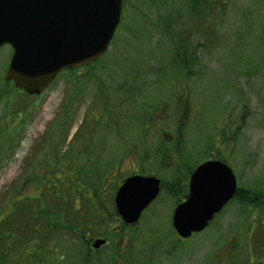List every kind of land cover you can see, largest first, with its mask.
Listing matches in <instances>:
<instances>
[{"label": "rangeland", "instance_id": "1", "mask_svg": "<svg viewBox=\"0 0 264 264\" xmlns=\"http://www.w3.org/2000/svg\"><path fill=\"white\" fill-rule=\"evenodd\" d=\"M132 2L133 0H126L127 6H131ZM131 9H125L123 22L109 49L118 52L113 55L116 56L114 58L118 59L117 56L124 53L131 62L136 61L132 58H136L137 54L138 57L147 56L143 64L147 66L146 69H150L149 72L154 73L153 70L158 69L164 62L163 57L170 56V43L154 37L151 32L146 34L140 30L143 24L141 16L149 12L148 8L141 5L138 8L139 12L136 13ZM263 16L264 0H229L225 13L216 18L214 23V20L204 22L205 25L213 23L217 31L213 32L214 37L210 42L211 40L214 42L206 46L207 50L200 48L198 55L196 52L195 58H199L200 63L196 66L195 73L194 68L192 69L193 75L187 81L184 90L188 93L189 103L185 105L180 96L181 91L175 87L171 78L169 86L174 88L175 95L171 99L169 108L162 109L160 114H154L155 122L149 125L145 150L142 149V130L137 128L138 124L135 123L139 120L125 115L120 121L115 109L106 108L107 113H110L107 115L109 134L105 137L107 140L96 148V151L105 154L101 169H105V165L108 164L107 175L110 177L114 175L103 182V185L107 182L109 185L96 190L95 202L92 204L85 199L89 197L87 181L90 172L95 168L94 163L81 166L80 170L74 171L75 173H68L62 181L57 179L59 177H53L50 185L47 180L43 185L37 184L38 180L34 177L32 167H36L39 160L54 165L51 152L48 151L50 133L59 125L60 118L65 116L63 113L74 111V116L68 119L66 131L62 132V137L53 150L59 151L63 161H68L69 154L73 151L85 153L87 141L84 137H88V134H91V139L95 137L93 142L97 144L100 133L96 130L101 124L97 114L98 104H95V101L99 102L103 93L99 92L94 82L86 81L84 78H81V83L78 82L73 88L72 76L62 71L41 94L27 96L13 87L11 81H4L11 47L9 45L1 47L0 212L2 214L0 219L9 216L10 221L7 220L9 222L7 224L0 222V230L23 228L24 233L32 238L31 242L35 246L42 242L37 239L38 235L33 233L38 232L37 230L42 231L40 228L43 229L44 226H41V222L46 226L48 223H55L58 227H62L60 234H66V240H62L59 234L60 239L54 245V247L58 245V252L56 254L48 252V245L46 246L45 255L48 258L65 254V258L57 260L56 264H75V260L76 264H79V255L84 248V243L80 239L83 235L93 240L107 237L110 242L111 235L121 233L122 235L116 237L113 245H109L111 249L120 252L119 250H124L127 240L134 244L132 238H126L125 235L134 229L136 231L145 229L142 237L138 236L139 243L136 242V247L131 245L142 256L147 255V252L154 253L152 262L148 264H264V206L255 214L249 215L247 209L231 201L213 221L212 227L206 229L205 234L192 235L186 243L168 254L174 245L173 241L171 240L170 243L169 240H163L162 244H159V241L162 234L167 232L168 221L174 208L169 196L161 193L146 212V218L143 216L131 231L129 229L121 231L124 223L116 214L114 215L113 203L116 179L128 174L127 169L134 167L137 174H155L159 178L167 175L166 171L160 172L158 169L165 170L167 165L172 166L173 163H165L159 167L157 160L153 159V149L169 148L174 138H180L186 146L184 158H187L188 165L200 164L212 154L213 157L218 154L230 163L232 130L236 126H243L240 135L241 151H238L240 156L231 158L234 164L232 170L236 171L240 180L239 182L237 177V185L255 187L264 193V76L247 77L246 75L248 60L258 61L257 59L264 56L260 48L255 45L254 36L258 34V28L254 26V33L249 29L252 28L251 18L259 21ZM197 41L203 40H198L197 37L190 38L189 47L193 48ZM109 60L112 65L113 59L109 58ZM130 60L125 61L124 68H127L126 63ZM118 63L121 64L120 59L116 60L113 66ZM114 71L113 68L111 75ZM79 72L84 73L85 68H81ZM250 72L253 73L251 70ZM118 79L117 77L114 81ZM149 80L154 81L155 76L152 74L146 76V81ZM129 82L130 79L123 77L120 84ZM108 94L112 93L109 91ZM241 101L248 102L252 114L250 119L241 120V109L237 110V105L239 107L242 105L239 103ZM138 118L141 119V114H138ZM125 124L128 125L127 128ZM59 134L60 131L55 133L56 136ZM136 149L138 153L135 152ZM160 152L166 154V151ZM118 157L121 158V162H116ZM118 170L120 174L117 173ZM35 181L36 184H32ZM23 182H25L24 187ZM39 187H43L40 196L46 207L38 200ZM20 193L36 196L37 199H21L16 204L9 203ZM98 200L99 203L96 202ZM63 205L67 206L68 214L60 221V216H64L66 209L62 207ZM102 220L109 227H102ZM64 223L67 225H63ZM107 230L111 232L104 236ZM47 233L50 236L53 232L47 230ZM51 237L54 241V237L57 236L51 235ZM22 238L21 229L16 233L13 244L7 241L0 243V246L4 251L15 252L21 248ZM70 240H76L77 243L71 245ZM41 246L43 250L44 243ZM172 248L174 249V246ZM10 260L12 261L10 264H32L20 257L17 260ZM114 264H122L120 258Z\"/></svg>", "mask_w": 264, "mask_h": 264}, {"label": "trees", "instance_id": "2", "mask_svg": "<svg viewBox=\"0 0 264 264\" xmlns=\"http://www.w3.org/2000/svg\"><path fill=\"white\" fill-rule=\"evenodd\" d=\"M228 2L229 0H133L131 6H127L126 0H124L123 14L120 25L123 22L124 11L126 8H132L133 10H131L136 13L139 12L138 8H140L141 5H144L149 9V12L144 13L143 16H141L143 24L140 27V30H143V32L146 34L151 32L154 37H159L162 40L167 41V43H170V56L163 57L165 58L164 62L158 69L155 68V71L153 70L154 73H151L149 72L150 69H146L147 66L145 67L143 64V61L145 60V57L147 59V56L138 57L139 54H137L136 58H132L136 61L131 62L128 57H125L124 53H120L117 56L118 59L114 58L116 56L113 55L117 54L118 52L108 49L102 57L93 62L78 68L65 70V72L72 76V80L70 79L73 82L72 87L74 88L78 82L81 83L80 79L84 78L86 81L90 80L94 82L99 92L103 93V95L100 96V101H95V104H98L97 114L99 116L98 119L101 126L102 123H105V121L109 126L107 115H110V113H107L106 108L115 109L118 112V119L120 121L125 115L131 119H138L139 121H135V123L138 124L136 127L142 130V149L145 150L147 144L146 136L148 134L149 125L155 122L153 117L154 114H160L162 109L167 107L169 108L171 105V99L175 95L174 88L169 86L171 78L174 80L175 87L181 91L180 96L184 100L185 105L187 106V103H189V96L187 95L188 93H185L184 90L186 88L187 81L191 75H193V71L195 73V68L196 66H199L200 63L199 58H195L196 52L198 55V50L200 48L202 50H207L206 46H209L208 44L214 42L213 40L210 42V39L214 37L213 32L217 31V27L213 23L216 21V18L225 13ZM245 11L247 10L245 9ZM205 21H213V23H207L205 25ZM250 25L252 28L250 27L249 29L252 30L253 33V27L255 26L258 28V34H255L256 36H254V38H256L255 45L258 49L260 48L261 53L264 55V16L261 17L259 21L251 18ZM135 35L136 34L134 33V36ZM192 37H197L198 40L200 39L203 41H197V43L195 42L196 45L193 48H190L189 42L190 38ZM115 38L116 37H114V40ZM109 58L113 59L112 65ZM119 59L121 64L118 63V65L113 66L115 61ZM127 60L130 61L126 63L127 68H124L123 66ZM257 60L258 61L248 60V71L246 74L247 77H253L256 75L264 76V56ZM112 67L115 69V71L111 75V72L113 71ZM81 68H85L84 73L79 72ZM193 68L194 70L192 71ZM235 69H237L236 66ZM250 70L253 71V73H251ZM150 74L155 76L154 81H146V76H149ZM198 75H200L199 70ZM117 77L119 78L118 81H114ZM123 77L130 79V82L120 84ZM140 79H142V81ZM115 84L116 86H114ZM109 91L112 93L111 95L108 94ZM24 94L27 95L26 93ZM104 94L107 96L105 97ZM138 114H141V119L138 118ZM63 115L65 116L60 118L59 125L55 126V128H53L50 133V148L48 151L51 152V158L54 161V165L48 163V161L40 162L39 160L38 165L36 167H32L34 177L38 180L37 184L43 185L47 180L48 184L50 185V181L53 177H59L57 179L62 181V179H65V176L68 173L72 174L74 171L76 172V169L80 170L81 166L94 163L95 168L92 170V172H90L88 181L86 180L88 187L94 191H96L98 188H104L107 185L104 184V186L103 181L105 179V174H108V172H106L105 169L102 170L101 165L97 164V162L102 159L103 153L102 151H96V148H99L100 145L107 139L102 138V135H100V138H97L96 144L93 142V138L95 137L91 139V134H88V137H84L87 141L85 145L87 150L85 153L82 154L80 151H73L69 154L70 159L68 161H63V156L60 157L61 154H59V151L55 152L53 150L55 149V144L60 141L62 132L66 131V127H68V119L70 120L72 115L74 116V111H70L67 114L63 113ZM106 117L107 119L105 120ZM101 126L99 131H101ZM127 126L128 125L125 124L126 128ZM132 126L134 131L135 125L133 124ZM121 127L123 128V125ZM125 130L126 129H124V132ZM58 131H60V134L56 136L55 133ZM108 134L109 129L106 135ZM138 145L141 149L139 142ZM185 148L186 146L180 138H174L169 148L153 149V159L154 161L157 160L159 167L165 163H173L172 166L167 165V169L165 170L158 169L160 172L162 170L167 172V175L161 176L160 178L161 192L163 195H167L169 198H171L172 205H175L179 202L178 197L184 193L186 189L185 184L188 180V177L197 164L196 163L193 166L188 165L186 162L187 158H184V151H186ZM210 148H212V146H210ZM160 151H166V154ZM114 156L115 154H113V157ZM115 160H117V158H115ZM116 162H121V158H119ZM99 163L101 164V162ZM102 171L103 173H100ZM238 181L240 182V180ZM32 184L35 185L36 181ZM93 184L95 185L93 186ZM24 185L25 182H23V187ZM39 188H37L38 191ZM22 194L23 193H20L15 197H20ZM233 201L237 202L240 206H242L243 209H247L246 212H248L249 215H252L255 214L260 207L264 206V193L255 187L238 186L233 197ZM62 207H66V209L64 216H60V221L64 217L66 218L65 215L68 214L67 206L63 205ZM62 207L60 209H62ZM249 208L251 209L248 211ZM95 210L98 211L96 208ZM143 216L146 218L147 214L145 213ZM102 222V227H109L108 225L104 224L103 220ZM212 223L213 222L209 224L207 230L212 227ZM63 225H67V223H64ZM44 226L45 228L52 227L46 226L45 224ZM56 226L58 227L57 224ZM59 228L62 227L59 226ZM131 228L134 229L132 226H123L121 231H125L127 229L131 231ZM144 230L136 231L134 229L133 231L126 233V238L131 237V241H133L134 244L129 243L127 240L124 250H119L120 252L111 249V246L113 245L116 237H120V235H122L121 233H117V235H111L110 242L108 241V246L102 247L99 250H94L92 252L88 249L86 243H84V248L79 255V264H114V262H116V260L119 258L122 264H148V262H152V256L154 254L152 251L147 252V255L142 256L139 251H136V249L132 248V245L136 247V242L139 243L138 236L142 237ZM205 231L206 230L200 232L201 234H197L202 235ZM110 232V230H107V232L103 235L105 236ZM163 240H169L170 243L171 240L173 241L172 243L174 245H172V247L174 246V249L171 247V251L169 250L170 252H168V254H171L176 250V248H178V246L186 243L188 239H179L171 226V222L168 221L167 232L162 234L159 244H162Z\"/></svg>", "mask_w": 264, "mask_h": 264}, {"label": "water", "instance_id": "3", "mask_svg": "<svg viewBox=\"0 0 264 264\" xmlns=\"http://www.w3.org/2000/svg\"><path fill=\"white\" fill-rule=\"evenodd\" d=\"M120 14L121 0H0V47L12 48L5 80L28 95L41 94L61 70L91 62L107 50ZM188 189L171 218L184 239L203 231L237 186L229 166L209 160L192 172ZM158 192L159 179L132 176L115 194L116 212L133 225ZM104 244L96 239L92 248Z\"/></svg>", "mask_w": 264, "mask_h": 264}, {"label": "flooded vegetation", "instance_id": "4", "mask_svg": "<svg viewBox=\"0 0 264 264\" xmlns=\"http://www.w3.org/2000/svg\"><path fill=\"white\" fill-rule=\"evenodd\" d=\"M124 2V1H123ZM249 51V50H248ZM238 101V100H237ZM241 103L242 105L239 107L237 105V110L241 109V120H247V119H250L252 117V114H251V111L249 110V105L247 104L248 102H239ZM93 115L98 118L97 115H95L93 113ZM100 128H98L96 130L97 133H100V135H102V138H105L106 137V133L108 131V123L105 121V123H102V126H101V131H98ZM243 129V126L240 127V126H236L235 128H233L232 130V143L230 144L231 146V153H230V167L234 169V164H232V161H231V158L233 156H236V157H239L240 154L238 151H241V139H240V135H241V131ZM92 133V132H91ZM107 139V138H105ZM246 143L248 144V139L246 141ZM136 153H138V151H135ZM220 151H217V153H219ZM105 156V154H102V158ZM211 158H215V157H209L208 159H211ZM215 159H219L223 162L224 159L217 154V157ZM103 159H101L100 161L97 162L98 165H101L99 162H102ZM226 163V162H225ZM227 164V163H226ZM239 164V163H238ZM119 165V164H118ZM106 168H105V171L108 172V164L105 165ZM129 171L128 174H126L125 176H120L118 177L116 180L117 182V186H116V189L130 176L134 175V174H137L136 173V169H134V167L130 168V169H127ZM234 172V171H233ZM236 172V171H235ZM234 172V173H235ZM117 173H119V170L117 171ZM120 174V173H119ZM141 174H144V173H141ZM114 175V174H113ZM111 175V177L113 176ZM235 176H236V179L238 177V180H239V176L238 174L235 173ZM110 175H107L105 174V179L103 182L107 181L108 179L111 178ZM188 182V180H187ZM187 182L185 184L186 186V189L184 191V193L178 197L180 200H183L185 198V196L188 194V187H187ZM90 192H89V197H87L85 200L86 201H89V202H94V196H95V192L93 189H89ZM43 189L40 187L39 188V191H38V194L39 196L41 195ZM35 197H32V196H29V195H24L21 197V199H28V200H31V199H34ZM39 201L40 203H42L44 205V202L41 200V196L39 198ZM99 203V200L96 201ZM45 206V205H44ZM46 207V206H45ZM2 213L0 212V215ZM10 221L9 219V216H4L0 219V222L1 224L3 222H5L6 224L9 223L7 222ZM3 223V224H5ZM41 226H44V222H41ZM48 226H52V227H48L46 228L47 230H50L51 232H53L51 235L53 236H57L56 238L54 237V241H52V237L51 235L49 236V234L47 233L46 234V229H45V226L44 228H40V230L42 231H39L37 230L38 232H33L35 235H38L39 238H37L38 240L42 241L41 244L44 243V249L42 250V246L41 244H36L35 246L33 245L34 243L31 242L32 238H29L28 234L27 233H24L25 231H23V228L22 229V236L23 238L21 239L22 240V245H21V248L16 250L15 252H10V251H4L3 247L0 246V264H10L12 261L10 259H18V257L22 258V260H25L26 262H31L32 264H56L57 260H62L65 258V254H62V255H59V256H52L50 258L46 257L45 253H46V246L48 245L47 249L49 248L48 252H51V253H54L56 254L58 252V245H56V247H54L55 243L58 241V239H60L59 237V234H60V231H61V228L57 227L55 223H51V224H47ZM40 227V226H39ZM53 228V229H52ZM21 229H15V228H11L9 230L6 229V231L4 230H0V243H4V242H7V241H11V243L13 244L14 241H15V236H16V233H19ZM37 229V228H36ZM12 231H14L15 233H12ZM15 234V235H14ZM14 235V236H13ZM49 236V238H47ZM60 236L62 237V240H66V234H60ZM26 237V238H25ZM76 238H77V235H76ZM14 240V241H13ZM78 240V238L76 239ZM76 240H70V244H74V243H77ZM82 242L83 243H86V245L88 246V249L92 252L94 250L91 249L90 247V244L89 243V239H87L85 236H82L81 238ZM53 247V248H52ZM7 252H10V253H7ZM16 255V256H15ZM33 259V260H32ZM74 261V260H73ZM75 264H76V260L74 261Z\"/></svg>", "mask_w": 264, "mask_h": 264}]
</instances>
